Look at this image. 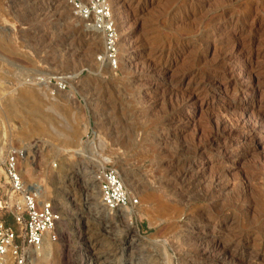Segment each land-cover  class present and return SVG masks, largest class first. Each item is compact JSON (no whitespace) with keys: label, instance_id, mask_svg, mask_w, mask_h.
I'll use <instances>...</instances> for the list:
<instances>
[{"label":"rangeland","instance_id":"rangeland-1","mask_svg":"<svg viewBox=\"0 0 264 264\" xmlns=\"http://www.w3.org/2000/svg\"><path fill=\"white\" fill-rule=\"evenodd\" d=\"M109 1L117 72L68 0H0V200L22 149L61 215L30 264H264V0ZM103 167L134 209H102Z\"/></svg>","mask_w":264,"mask_h":264},{"label":"built area","instance_id":"built-area-1","mask_svg":"<svg viewBox=\"0 0 264 264\" xmlns=\"http://www.w3.org/2000/svg\"><path fill=\"white\" fill-rule=\"evenodd\" d=\"M68 4L79 21L103 37V53L98 61L117 72L118 35L110 1L68 0ZM52 80L57 79L52 78L50 84ZM60 83L64 90L65 80ZM24 156V150L12 149L4 162L7 188L5 200H0V264H30L31 256L43 248L47 235L52 243L60 239L61 215L53 202L42 201L38 193L25 184L20 171ZM94 175L104 211H127L137 206L138 201L129 197L115 169L103 167Z\"/></svg>","mask_w":264,"mask_h":264},{"label":"bare ground","instance_id":"bare-ground-1","mask_svg":"<svg viewBox=\"0 0 264 264\" xmlns=\"http://www.w3.org/2000/svg\"><path fill=\"white\" fill-rule=\"evenodd\" d=\"M85 26V25H84ZM85 28L86 29H88L86 26H85ZM88 30H90V29H88ZM90 32H92L93 34H91V39H92V41L97 45L98 44V42H99V36H101V35H99L97 32H95V31H93V30H90ZM97 35V36H96ZM102 37V36H101ZM103 38V37H102ZM161 57V56H160ZM76 76H78V75H75L74 76V79L75 78H77ZM59 81V80H58ZM64 80H61V81H59V89L60 88H62V90H63V86H62V84L60 83V82H63ZM46 82H47V79H46ZM260 82H261V80H260ZM263 82V81H262ZM44 84V83H43ZM49 84H50V81H49ZM260 84V83H259ZM259 84H257V81H256V84H254V86H253V88L255 89ZM50 85H52V84H50ZM52 86H54V85H52ZM34 93L32 92V91H28V90H24V91H21L20 92V97H19V99L20 100H26L27 102H28V104H27V106H28V108L29 109H33V110H35V111H39V108H40V106L38 105V103L36 102V101H34L33 99H34ZM13 105V104H12ZM232 107V106H231ZM236 107H238V106H236ZM226 109V108H225ZM237 109V108H236ZM239 109V108H238ZM232 110V109H231ZM41 113V112H40ZM41 115V114H40ZM260 120H262V119H260ZM264 121V118H263V120H262V122ZM258 122H259V119H258ZM221 125V124H220ZM221 131V130H220ZM254 131V130H253ZM214 132V131H213ZM230 134V133H229ZM215 136V135H214ZM216 138V137H215ZM3 140V139H2ZM1 140V142H0V144H2L3 143V141ZM204 148V147H203ZM158 152V151H157ZM24 158H25V156H24ZM191 161V160H190ZM186 171V170H185ZM184 172V171H183ZM22 173V175L24 176V177H26V178H30L31 177V174L32 173H30V171H29V169H26L25 171H23V172H21ZM181 174V173H180ZM188 176V173H186V172H184V173H182L181 175H180V177H179V180H184L185 181V179H186V177ZM190 176V175H189ZM158 177V176H157ZM195 177V176H194ZM202 177V176H201ZM193 178V177H192ZM188 180H189V178H187ZM191 179V178H190ZM196 179L197 178H195V179H193V180H190L189 182H188V185L190 186L192 183H194L195 181H196ZM203 179V178H202ZM187 180V181H188ZM178 182V181H177ZM181 182V181H180ZM186 182V181H185ZM184 182V183H185ZM200 182V181H199ZM156 184V183H155ZM187 185V186H188ZM192 186H193V184H192ZM31 189L32 190H35L37 193H38V195H39V198H42V196L44 195V192H43V190H41V186L40 185H33V187H31ZM173 191V190H172ZM207 192V191H206ZM165 193V192H164ZM210 193H212L211 191H210ZM176 195H177V193H176ZM174 196V195H173ZM207 196V195H206ZM172 198V197H171ZM137 213H136V211H131V214H129V216H133V215H136ZM50 243H52V242H50L49 241V238H48V235L45 237V243H44V246H43V248L41 249V251H42V253H43V255L45 256V257H47L48 255H49V247L51 246V244ZM53 244V243H52ZM180 244V243H179ZM49 246V247H48ZM205 246V245H204ZM185 248V247H184ZM133 249V248H132ZM218 249H219V245L218 244H216L215 242H214V244H212V245H210V246H205V247H201V248H199V251H197L198 253H199V255L201 256V258H207V257H209V256H207V255H209V254H211V253H216L217 251H218ZM130 250V249H129ZM220 250H221V248H220ZM224 251H225V248H224ZM197 253V254H198ZM218 253H219V251H218ZM34 254V253H33ZM133 254V253H132ZM129 255V254H128ZM212 255V254H211ZM217 255V254H216ZM226 253H224L223 252V250L222 251H220V254L219 255H217L218 256V262H219V264L220 263H226V262H228L227 260H226ZM131 256V255H130ZM129 256V257H130ZM213 257V256H212ZM216 257V256H215ZM214 257V258H215ZM210 258H211V256H210ZM33 259V255L31 256V258H30V263H31V260ZM128 259V258H127ZM216 261H217V259H216ZM237 262V261H236ZM217 264V263H216Z\"/></svg>","mask_w":264,"mask_h":264},{"label":"trees","instance_id":"trees-1","mask_svg":"<svg viewBox=\"0 0 264 264\" xmlns=\"http://www.w3.org/2000/svg\"><path fill=\"white\" fill-rule=\"evenodd\" d=\"M10 221H11V220H8V221H7V224H10V223H9Z\"/></svg>","mask_w":264,"mask_h":264}]
</instances>
